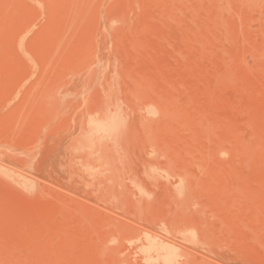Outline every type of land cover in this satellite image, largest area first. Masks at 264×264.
Listing matches in <instances>:
<instances>
[{"label":"rangeland","instance_id":"rangeland-1","mask_svg":"<svg viewBox=\"0 0 264 264\" xmlns=\"http://www.w3.org/2000/svg\"><path fill=\"white\" fill-rule=\"evenodd\" d=\"M170 250L264 264V0H0V264Z\"/></svg>","mask_w":264,"mask_h":264},{"label":"bare ground","instance_id":"bare-ground-1","mask_svg":"<svg viewBox=\"0 0 264 264\" xmlns=\"http://www.w3.org/2000/svg\"><path fill=\"white\" fill-rule=\"evenodd\" d=\"M116 115V114H115ZM114 115V116H115ZM115 118V117H114ZM95 119V118H94ZM94 119H93V121H94ZM101 119V118H100ZM97 120H99V119H97ZM105 121V119H102V121ZM115 120V119H114ZM111 121V122H106V123H93V132L94 131H96V133L97 132H103V133H108V132H113V130L115 129V127H116V125H117V121L115 120V121ZM96 121V120H95ZM118 123H120V124H122L121 122H118ZM120 126V125H119ZM91 127V126H90ZM119 128V127H118ZM117 129V128H116ZM91 132V131H90ZM99 134H101V133H99ZM112 134H115L114 132L112 133ZM99 136V135H98ZM104 136V135H103ZM102 136V137H103ZM110 136V135H109ZM100 137V136H99ZM148 241H149V244L151 245V241L152 240H150V239H148ZM148 244V243H147ZM149 246V245H148ZM174 255H175V253H174V251L173 250H170L169 252H168V254L166 255V257H165V260H164V262L166 263V264H172L173 263V257H174Z\"/></svg>","mask_w":264,"mask_h":264}]
</instances>
